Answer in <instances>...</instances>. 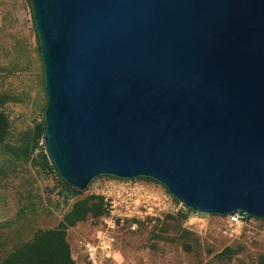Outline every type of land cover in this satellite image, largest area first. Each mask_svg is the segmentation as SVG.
<instances>
[{"label":"water","instance_id":"1","mask_svg":"<svg viewBox=\"0 0 264 264\" xmlns=\"http://www.w3.org/2000/svg\"><path fill=\"white\" fill-rule=\"evenodd\" d=\"M31 4L65 183L147 178L196 214L264 220V0Z\"/></svg>","mask_w":264,"mask_h":264},{"label":"rangeland","instance_id":"2","mask_svg":"<svg viewBox=\"0 0 264 264\" xmlns=\"http://www.w3.org/2000/svg\"><path fill=\"white\" fill-rule=\"evenodd\" d=\"M32 15L29 0H0V95L10 123V137L0 146V259L39 230L58 227L77 202L96 196L107 212L67 231L75 264H89L80 242L93 239L96 228L112 217L94 185L113 178L100 177L79 197H69L59 194V176L43 165V137L34 138L44 122L47 95ZM26 138L32 139L29 145ZM136 182L148 200L130 210L117 207L122 217L113 216L116 252L101 264H264V220L231 226L226 216L191 213L154 180Z\"/></svg>","mask_w":264,"mask_h":264},{"label":"trees","instance_id":"3","mask_svg":"<svg viewBox=\"0 0 264 264\" xmlns=\"http://www.w3.org/2000/svg\"><path fill=\"white\" fill-rule=\"evenodd\" d=\"M29 1L31 2V0ZM5 102V98L0 95V146L5 144L10 137V123L7 115L2 109ZM45 129L46 125L44 121L42 125L38 126L34 141L44 136ZM24 140H26L29 145L32 139L26 138ZM36 144L37 143H35L34 146H36ZM40 150L44 167L48 168L52 173H55L47 159L44 148L41 147ZM56 175L59 176L58 174ZM108 177L115 178L113 176ZM60 184V195L65 194L69 197L77 198L82 194L77 189L65 183L61 178ZM106 212L102 197L91 196L79 201L73 206L72 210L66 214L64 221L58 227L48 230H39L31 241L18 246L6 258L0 259V264H75L71 255L70 245L67 241L68 229L80 222L88 220V218H98ZM190 212L194 213L191 210ZM1 225L0 223V227Z\"/></svg>","mask_w":264,"mask_h":264},{"label":"built area","instance_id":"4","mask_svg":"<svg viewBox=\"0 0 264 264\" xmlns=\"http://www.w3.org/2000/svg\"><path fill=\"white\" fill-rule=\"evenodd\" d=\"M141 185L136 182V179L120 178H113L111 181L99 182L94 185L97 189L100 188L106 202L109 203L112 217L104 220V226L100 225L96 228L93 239L80 242L89 264H101L102 259L113 258L112 255L116 252L117 243L113 216L117 214L122 217L121 214L116 213L118 206L130 210L137 207V204H146L148 196ZM226 217L231 226L245 224L256 219L243 212L232 213ZM124 218L123 216L122 220ZM136 227L137 224H133L131 228L135 229Z\"/></svg>","mask_w":264,"mask_h":264}]
</instances>
